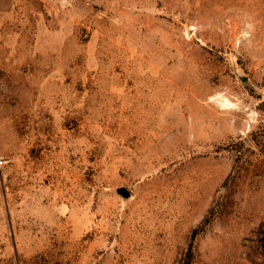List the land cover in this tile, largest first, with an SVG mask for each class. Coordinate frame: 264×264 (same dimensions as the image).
<instances>
[{
  "label": "rangeland",
  "instance_id": "1",
  "mask_svg": "<svg viewBox=\"0 0 264 264\" xmlns=\"http://www.w3.org/2000/svg\"><path fill=\"white\" fill-rule=\"evenodd\" d=\"M0 264H264V0H0Z\"/></svg>",
  "mask_w": 264,
  "mask_h": 264
}]
</instances>
